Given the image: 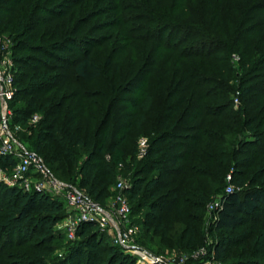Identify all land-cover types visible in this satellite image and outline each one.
I'll return each mask as SVG.
<instances>
[{"label":"trees","instance_id":"obj_1","mask_svg":"<svg viewBox=\"0 0 264 264\" xmlns=\"http://www.w3.org/2000/svg\"><path fill=\"white\" fill-rule=\"evenodd\" d=\"M189 4L0 0V40L15 70L11 126L57 180L101 206L114 198L119 176L129 180L131 220L157 255L203 246L202 217L230 174L234 190L221 194L209 229L219 240L215 253L226 264H264V54L250 53L252 30L228 38L217 17L188 20ZM252 11L264 15V7ZM136 47L123 76L120 61ZM103 48L106 72L94 59ZM233 56L243 62L240 79ZM138 137L147 140L140 159ZM15 163L0 155V171L10 174ZM62 217L48 194L0 183V264H134L94 223H82L68 246L53 230ZM240 229L232 254L224 241Z\"/></svg>","mask_w":264,"mask_h":264},{"label":"built area","instance_id":"obj_2","mask_svg":"<svg viewBox=\"0 0 264 264\" xmlns=\"http://www.w3.org/2000/svg\"><path fill=\"white\" fill-rule=\"evenodd\" d=\"M7 47L2 46L0 40V155L11 156L16 160L10 174L0 171V183L9 188H18L23 192L52 193L59 198L70 214L64 224L68 240L76 237V232L82 223H94L98 227H110L114 232V243L121 248L128 249L139 264H221L214 259L215 249L207 252L201 248L190 254H183L178 261L166 256L153 254L138 246L140 227L131 220V208L125 191L129 188V180L117 178L114 187L116 193L110 204L101 206L76 187L57 180L51 173L43 159L34 151L20 142L19 128L11 126L12 111L10 101L15 94L14 64ZM40 120L39 115L30 119L31 124ZM147 150V140L138 142V158H142ZM233 192L229 186L224 194ZM221 195H217L207 204V212L211 216L210 224L217 220V212L222 209ZM209 254V258L203 256Z\"/></svg>","mask_w":264,"mask_h":264},{"label":"rangeland","instance_id":"obj_3","mask_svg":"<svg viewBox=\"0 0 264 264\" xmlns=\"http://www.w3.org/2000/svg\"><path fill=\"white\" fill-rule=\"evenodd\" d=\"M232 0H190V6L189 9L187 11L186 14V18L190 21L193 22H197L199 20L205 21L206 23L210 22V20L212 19V17H217L219 18V21L223 24L225 32L224 35L227 36L228 38L230 36H232L233 34H236L237 32H244L245 30H252L253 31V35L247 36L249 38H247L246 42L248 44V49L250 51V53L252 55H254L255 57H258L260 54H264V15L261 14H257L255 16H252L254 13V11H252L253 9H258L259 7H264V0H235V3L231 2ZM255 19H252V18ZM254 26L253 29H250ZM2 46L3 47H7L9 46V44L7 42H2ZM8 50V49H7ZM137 52V53H136ZM108 54V49L103 48L101 50H98L97 52H95L94 54V59L95 61L103 68L104 72L107 71V68L104 66V61L105 58ZM139 57V53H138V48L136 47L135 50L133 52H128L125 53L124 56L122 57L121 61H120V69L118 71V73H122V75H127L128 74V66L130 64L131 61H133L134 59H137ZM239 57H234L232 59V62L234 64V69H235V78L237 77V79L241 78V75L244 74V70H243V62L241 63V61H239ZM112 68V67H111ZM113 71V69H112ZM232 83V82H231ZM233 94H231V99H232V104L234 107V110H237V108H240V100L238 99V93H239V89L237 86V82L234 84L233 86ZM155 117V112L153 109L150 110L149 112V126L153 120V118ZM151 128V127H150ZM148 133V135L150 134V130H147L146 132L142 133L139 137L142 136H146ZM147 135V136H148ZM248 135V133H245L244 136L246 137ZM139 137L137 138V140L134 143V147L136 148V144L137 141L139 139ZM139 142V141H138ZM201 183V182H200ZM223 183H224V189H222V191H220V194H223L226 192V188L227 187H231L232 190H234L233 186L230 183V174L227 175V177H225V179H223ZM206 183L202 182L201 183V188L202 189H207L206 187ZM227 186V187H226ZM115 185L111 188V191L114 190ZM196 185L195 184H187L186 188H188L187 190H191L193 192H195L196 190ZM224 190V191H223ZM48 194L52 199L58 201L61 203L62 205V212L64 214L65 217H62L61 221H59L55 227H54V232L57 233H62L64 234V242L65 244H67L68 246L72 245V243H74L77 240V237H75L73 240H68L67 236H66V231H65V227L64 224L66 223V219L69 216V214L71 213L70 210H68L65 206L64 203L57 197H54L52 195V193H45ZM112 202V198L108 199L107 204H110ZM190 210V209H189ZM210 221H211V216L208 214L207 212V208H206V213L203 215L202 217V230L203 233L205 234V239H204V244L203 246H201L200 248L195 249L193 252L201 249V248H206L207 252H210L211 249H215V245H217V243H219L218 238H215L212 234V232L209 230L210 229ZM100 232H102L104 234V242L107 245H111V246H117L121 252V254H123V256L127 257L129 260H132L134 262V264H139L137 262L136 257L129 252L128 249H124L119 247L118 245H116L114 243V232L113 230H111L110 227H106V228H101L98 227ZM242 229L235 231V232H231L228 233V239H225L226 241H224V243H229V250L231 251L232 254H234L237 250V243L236 241H238V236L240 234ZM143 234V230L140 228V236ZM233 243V244H231ZM138 246L150 251L151 253L155 254L153 251H151L150 249H148L146 246H143V244L140 242V240H138ZM63 250L61 251H57L54 255L56 257H60L63 254ZM183 254H187V253H179V252H169V253H165V254H160L162 256H166L169 259L178 261V258L181 257ZM205 258H211L209 254L203 256L202 259L205 260ZM214 259L218 262H220L221 264H226L227 262H224L223 260H219L217 258V255L215 253V257Z\"/></svg>","mask_w":264,"mask_h":264}]
</instances>
